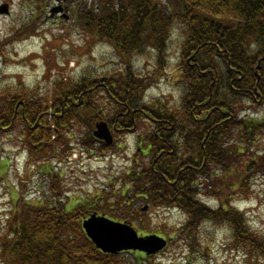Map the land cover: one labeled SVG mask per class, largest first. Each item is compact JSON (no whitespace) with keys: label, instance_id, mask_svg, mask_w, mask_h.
<instances>
[{"label":"trees","instance_id":"1","mask_svg":"<svg viewBox=\"0 0 264 264\" xmlns=\"http://www.w3.org/2000/svg\"><path fill=\"white\" fill-rule=\"evenodd\" d=\"M28 1L36 11L52 0ZM84 1L77 5L74 21L93 39L113 43L123 56L144 54L152 47L163 62L168 28L171 34L181 31L180 103L171 108L161 101H145L149 80L128 62L119 71L93 79L87 75L77 80L54 77L45 91L39 85L22 83L0 87V132L20 122L27 133L23 132L22 139L31 153H37L33 156L36 161L42 147L53 141L61 143L60 154L73 152L68 138H73L74 121L88 132L81 144L103 154L113 146L95 137L98 122H107L113 133L121 135L131 133L139 126V118L145 117L153 129L149 138L139 137L137 156L147 149L157 159L147 168L136 162L125 172L124 181L135 183L133 194L138 197L141 192L154 206L186 212L188 229H198L205 222L228 226L230 248L264 264V233L249 224L244 212L222 205L213 208L198 198L200 177L212 181L217 169L228 173L222 181L229 187L244 185L253 165L264 170L263 151L233 173L239 156L258 140L256 134L264 135V120L242 115L264 103V0ZM3 44L0 42V58L5 61L8 55ZM99 90L113 104L109 115L94 97ZM213 166L217 169L210 174ZM47 170L55 190L61 176L54 169ZM6 171L0 161V178ZM124 188L127 190L126 185ZM113 194L120 207L131 196L127 197V191ZM20 197L15 187L10 190V203L18 213L12 216L14 226L1 243L8 264H123L115 255H102L83 229L85 218L98 211L94 206L102 194L52 205L21 202ZM130 215L132 222L137 220ZM123 216L113 218L131 223ZM145 259L144 254L136 255L134 264H143Z\"/></svg>","mask_w":264,"mask_h":264},{"label":"rangeland","instance_id":"2","mask_svg":"<svg viewBox=\"0 0 264 264\" xmlns=\"http://www.w3.org/2000/svg\"><path fill=\"white\" fill-rule=\"evenodd\" d=\"M81 2L85 1L66 0L64 3L52 0L47 6L35 11L33 4L28 0H0V8L4 4L10 8L9 13L0 14V42L4 43L8 55L5 61L0 58V87L22 83L27 86L39 85V88L45 91L51 88V80L54 77L77 80L82 75H87L93 79L119 71L129 62L136 73L149 80L145 101H161L171 108L178 105L181 99L178 80L182 63L181 31L177 29L171 34V29L168 28L163 62H159L157 51L152 50V47L144 54L136 52L123 56L117 52L113 43L104 39L102 41L93 39L87 35V30L84 31L74 21V12L76 13L77 5ZM55 6L64 8V12L59 11L50 15L51 9ZM101 90L96 91L94 97L109 115L113 104ZM242 115L264 120V103L244 110ZM139 120V126L130 131L131 133L121 135L114 133L113 149L103 154L95 151L93 146L81 144L88 132L74 121V126L71 127L73 138H68L74 151L62 155L61 143L56 142L52 146L42 147L38 161L33 158L37 153L35 151L31 153L25 146V140L21 138L25 130L20 122L9 131L0 132V161L7 168L0 178V264H8L3 257L2 244L7 240V235L15 223L13 218L18 213L17 211L13 218L11 217L9 193L14 189L13 185L18 190L17 197L18 193L21 196V202L34 201L37 205H42L44 204L42 202L50 199L49 203L52 205L53 199L58 201L57 198L63 196L65 200H69L70 197L72 201L76 197H95L96 194H102L103 198L94 206V210L119 218L127 215L129 220L133 219L130 215L132 214L138 220L133 226L139 233L148 230L171 237L172 240L164 252L148 257L143 264H258L256 261H248L242 253L237 254L235 249L230 248L232 232L228 226L205 222L198 229H188L186 227L188 214L171 206L149 204V211L141 212L140 208H145L148 202L141 197V192L138 197L133 194L136 192L135 183L130 180L124 181L125 172L133 169L136 162L147 168L157 159V154L144 149L146 153L135 157L139 137L144 134L149 138L153 129L145 117H140ZM256 137L257 142L246 148L247 152L242 155L243 157L239 156L240 161L235 163L233 173L241 169L244 163H251L253 158H258L264 151V135L258 132ZM143 146L146 148L145 144ZM239 148L243 150L242 146ZM45 150L47 153L42 155ZM42 156L46 159L51 157L47 163L49 165L52 162L57 163L58 168L54 172L61 177L55 190H52V181L49 177L40 174ZM216 169L213 166L210 174L215 173ZM217 170L219 172L213 175L212 181H207L208 176L207 179L200 177L198 198L213 208H219L221 205L226 207L228 205L230 209L248 208L242 211L249 218L247 220L255 230L264 233V170L253 165L252 171L247 172L244 185H232L231 188L222 181V177L228 173L221 169ZM124 185L127 190H124ZM113 191L116 193L127 191V197L131 195L128 204L120 207ZM94 197L91 199L96 198ZM247 210H250L249 215L246 213ZM79 214L80 217L84 216V213ZM188 232L190 233L187 236ZM136 255L140 254L133 251L114 257L118 263L134 264ZM49 263L50 261H45L44 264Z\"/></svg>","mask_w":264,"mask_h":264},{"label":"water","instance_id":"3","mask_svg":"<svg viewBox=\"0 0 264 264\" xmlns=\"http://www.w3.org/2000/svg\"><path fill=\"white\" fill-rule=\"evenodd\" d=\"M8 6H2L0 13H8ZM56 7L52 13L62 11ZM94 131L95 137L111 145L114 141L108 124L101 121ZM88 237L104 253L117 254L122 251L139 250L147 255L156 254L167 246V240L158 235L139 236L136 230L127 223L117 222L105 216L92 215L83 222Z\"/></svg>","mask_w":264,"mask_h":264},{"label":"flooded vegetation","instance_id":"4","mask_svg":"<svg viewBox=\"0 0 264 264\" xmlns=\"http://www.w3.org/2000/svg\"><path fill=\"white\" fill-rule=\"evenodd\" d=\"M99 213H100V212H99ZM231 232H232V231H231ZM231 236H232V234H231ZM235 250H236L237 254L242 253L243 257L246 258L248 261L253 260L252 257H250V256H248V255H246V254H244V252H242L241 250H237V249H235Z\"/></svg>","mask_w":264,"mask_h":264}]
</instances>
